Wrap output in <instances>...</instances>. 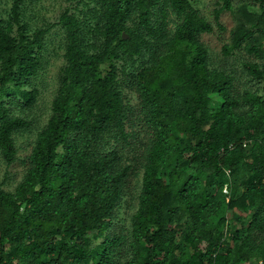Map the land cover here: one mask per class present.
Listing matches in <instances>:
<instances>
[{
    "label": "trees",
    "instance_id": "1",
    "mask_svg": "<svg viewBox=\"0 0 264 264\" xmlns=\"http://www.w3.org/2000/svg\"><path fill=\"white\" fill-rule=\"evenodd\" d=\"M196 1L89 0L45 29L12 1L0 19V160L22 177L11 191L0 181V264H264V0H212L209 18ZM224 12L235 25L222 57L258 60L242 64L249 88L211 66L201 39L226 31ZM53 26L63 64L36 127Z\"/></svg>",
    "mask_w": 264,
    "mask_h": 264
},
{
    "label": "rangeland",
    "instance_id": "2",
    "mask_svg": "<svg viewBox=\"0 0 264 264\" xmlns=\"http://www.w3.org/2000/svg\"><path fill=\"white\" fill-rule=\"evenodd\" d=\"M13 0H0V19L5 20L9 16L10 8L12 6ZM21 4L25 10V21L35 29H45L54 25L57 22L58 16L65 9L73 10L78 14L80 10L82 11L84 4H86L89 0H21ZM212 0H197L196 5L199 7L200 11L204 15H207L209 18L210 10L212 8ZM73 11V12H74ZM220 22L226 28V31L222 34H214V35H202L201 39L207 46L209 50L210 62L211 66L214 68H218L221 66L226 73H232L234 77H236V85L239 88L245 89L249 88L250 85L239 82V76L241 73V68L243 62L247 61H256L253 57L248 56H236L229 57L224 59L221 53V47L224 43L227 42L228 39V31L235 25V18L229 12H224L220 16ZM61 42V31L58 27H52L50 32L45 36L43 42V65L44 69L41 70L37 79L33 83V87L37 90V97L35 106L32 109L33 115L29 116V120L33 119L36 121V127L39 126L40 123H43L48 116L49 113V105L52 98L55 95L57 83L56 77L59 71V68L63 64L62 58V50L60 47ZM125 91V90H124ZM127 99L129 100L128 104L135 108L137 105L136 96L126 91ZM140 125L137 126V131L140 130ZM140 138L144 137L143 130H140ZM146 138V136H145ZM144 139V138H143ZM32 142V136L28 135L24 137H17V146L19 148L18 157L22 158L29 152L30 146ZM130 157V156H129ZM132 161V160H131ZM22 177V167L16 161L10 166H6L0 160V181L4 182V188L6 190H13L15 185L21 180ZM140 176L132 179L130 183L129 191H132V194L127 195L124 198V202L129 201V205L131 206L130 211L134 210L135 201L134 194L137 193L138 185H139ZM224 189H226L224 187ZM129 210L126 207V204L120 206L118 210V217L122 220ZM250 264V263H249ZM256 264V263H251ZM258 264V263H257Z\"/></svg>",
    "mask_w": 264,
    "mask_h": 264
},
{
    "label": "water",
    "instance_id": "3",
    "mask_svg": "<svg viewBox=\"0 0 264 264\" xmlns=\"http://www.w3.org/2000/svg\"><path fill=\"white\" fill-rule=\"evenodd\" d=\"M122 38H125V35H122Z\"/></svg>",
    "mask_w": 264,
    "mask_h": 264
},
{
    "label": "built area",
    "instance_id": "4",
    "mask_svg": "<svg viewBox=\"0 0 264 264\" xmlns=\"http://www.w3.org/2000/svg\"><path fill=\"white\" fill-rule=\"evenodd\" d=\"M224 192H226V189L224 190Z\"/></svg>",
    "mask_w": 264,
    "mask_h": 264
}]
</instances>
